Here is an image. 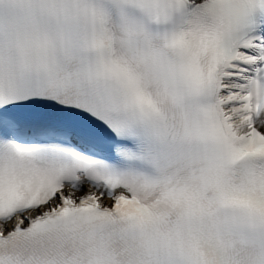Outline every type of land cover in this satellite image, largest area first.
<instances>
[{"label":"snow or ice","instance_id":"snow-or-ice-1","mask_svg":"<svg viewBox=\"0 0 264 264\" xmlns=\"http://www.w3.org/2000/svg\"><path fill=\"white\" fill-rule=\"evenodd\" d=\"M0 264H264V0H0Z\"/></svg>","mask_w":264,"mask_h":264}]
</instances>
